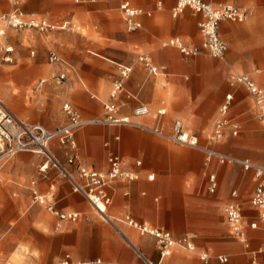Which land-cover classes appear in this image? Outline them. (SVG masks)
<instances>
[{
	"label": "crops",
	"instance_id": "obj_1",
	"mask_svg": "<svg viewBox=\"0 0 264 264\" xmlns=\"http://www.w3.org/2000/svg\"><path fill=\"white\" fill-rule=\"evenodd\" d=\"M203 1L232 4L248 11L244 23L225 21L220 24V37L228 46L225 58L204 54L185 56L176 48L164 47V42L180 38L187 46L200 48L203 42L199 28L203 20L201 14L186 8L174 15L177 0H132L133 6L142 12L138 18L141 29L129 33L123 20L118 19L115 27L118 32L111 39L108 33L112 28L102 25L99 34H104V40L83 43L82 64L88 66L83 73L116 80L123 69H131L130 79L119 98V116L166 134L172 132L175 121L182 120L185 129L198 136L201 146L264 166V125L257 117L246 88L230 80L233 74L245 75L264 88V0ZM10 7L9 0L0 3V9ZM98 9L107 17L117 15L118 0H107ZM23 11L27 16L40 15V10L30 1L24 3ZM0 13L4 12L0 10ZM13 42L19 47L23 60H27L25 53L29 47H36L43 55L52 45L50 41H34L25 35L13 36ZM65 44L75 47L72 42ZM32 52L36 55L35 50ZM87 52L99 55L94 57ZM142 55L150 57L162 72L157 76L149 74L138 61ZM12 56L15 60V53ZM43 61L40 56L29 69L19 70L17 78L11 76L7 68H2L0 96L3 95L2 99L15 115L21 112L32 121L30 124L55 131L68 122L63 111L67 101H80L81 111L71 102L67 103L84 119L104 109L110 99V94L107 97L110 80L97 83L98 95H73L50 80L55 72L70 75L72 66L68 64L69 68L60 70L62 65L51 66ZM26 71L32 74H23ZM46 76L48 81L43 78ZM40 80L47 83L38 91ZM227 95L234 98L229 114L239 123L241 131L238 136L228 132L224 140L213 141L210 136ZM138 105L148 107L150 112L146 117H134ZM162 110L166 112L164 115L159 114ZM75 140L77 150L54 141L51 152L65 164L74 153L78 155V163L68 165L76 178L79 177L78 166L92 172L108 171L107 161L112 154L121 156L123 171L136 177L134 180L119 178L108 189L113 199L109 208L111 216L129 215L142 225L169 231L175 238L198 234L196 251L176 249L161 261L162 264H252L226 220L224 209L233 201L243 207L244 220L250 222V229L243 223L246 235L264 245V230L251 228L259 216L251 204L256 188L252 172H245L236 164H220L217 159L208 163L201 150L171 148L159 137L128 126H87L76 132ZM43 162L42 156L31 152L0 162V211L5 204H10L7 210L21 214L19 222L31 223L34 230V236H0V264H56L67 254L75 262L102 260L105 264H142L136 249L152 261L160 262L153 238L141 236L126 225H119V232L101 221L88 200L75 193L70 182L56 170L49 168L46 173L40 172ZM211 175L217 176L218 188L214 193L209 191ZM34 191L52 195L56 209L78 213V221L61 222L44 206L34 204ZM233 191L239 194L236 200L231 197ZM26 206L28 211H25ZM0 223L8 225L11 220L2 216ZM259 247L262 246L253 248ZM202 254L209 256L208 262L203 260ZM220 256L228 258V262L220 263ZM16 257L20 263L15 262ZM260 263L264 264V255Z\"/></svg>",
	"mask_w": 264,
	"mask_h": 264
},
{
	"label": "built area",
	"instance_id": "obj_2",
	"mask_svg": "<svg viewBox=\"0 0 264 264\" xmlns=\"http://www.w3.org/2000/svg\"><path fill=\"white\" fill-rule=\"evenodd\" d=\"M99 1V0H94ZM178 5L175 8L174 15L186 8H190L201 14L203 20L200 22V33L203 37L202 46L190 47L187 46L180 38H172L165 42L164 47H173L180 50L185 56H195L207 54L212 58L223 59L228 50L227 44L221 39L219 27L222 22L229 21L233 23H244L248 19V11L244 8L237 7L232 4H209L203 0H177ZM120 10L127 23L128 32L134 33L141 29L142 24L138 21L142 12L136 9L132 0H121ZM23 14L16 9L13 13H0V22L7 27L14 29L32 28L40 32H48L55 27L48 24L46 21L29 20L25 21L22 18ZM66 25L59 27L65 30ZM14 48L6 46L3 48L2 61L6 64H11L14 61L12 54ZM35 56V52L31 53ZM138 61L144 65L145 69L151 75H159L162 70L158 68L153 60L145 55L138 58ZM49 63L55 66L64 64V61L56 52H50ZM131 76V69H123L119 77L115 80L113 89L110 92V99L104 104L105 117L99 119L85 120L80 112L71 104L66 103L63 111L68 118V122L55 131H49L41 125L30 124L15 115L9 106L0 96V162L14 158L20 153L31 152L44 158L43 165L40 167V172L46 173L49 168L58 172V174L68 180L75 193L84 196L94 212L105 222L111 224L119 232V225H126L139 232L141 236L153 238L160 252V262H154L147 258L142 252L136 249L137 255L143 264H162L161 261L169 256L176 249L194 252L197 249L196 241L198 234L188 233L181 238H175L173 234L164 229L155 228L147 225H142L136 222L131 216L113 217L109 214V208L113 204V199L110 196L108 189L119 178H127L134 180L136 177L130 173H126L122 168V158L117 154H112L108 158V171L92 172L88 169L78 166L79 177L76 178L68 169V165H76L78 163V155L74 153L67 161V164L61 162L52 152L51 144L54 141H59L61 144H69L75 151L77 143L75 140L76 132L90 125H99L106 127L128 126L134 129L155 135L161 139L168 140L175 144L186 146L192 149L203 151L207 156V162L210 163L213 159H217L220 164H236L242 167L245 172H252L256 180V188L251 200L252 206L258 210V221L264 223V166L255 164L250 160L239 159L230 155L208 149L200 145L198 136L192 134L185 129L181 121H176L173 126V134L167 135L157 128H151L136 120L127 117L119 116L120 104L119 98L127 82ZM55 78L59 83H65L68 78L67 72H59ZM230 80L240 86L246 88L252 97L254 107L257 111L259 121L264 125V88L258 86L252 79L245 75L233 74ZM46 80H40L36 89L42 90ZM233 96L227 95L223 104L219 108V118L214 124L212 133L213 141H222L230 132L232 136H238L240 133V125L233 121L229 113L233 103ZM149 109L145 105H138L134 109V117L142 118L149 114ZM160 115H164V111H159ZM138 165L141 163L138 162ZM153 180V177H149ZM209 191L214 193L218 188L217 176L211 175L209 178ZM233 200L239 197L237 191L231 194ZM34 204L46 207V209L59 218L61 222H77L80 215L72 212H60L56 209V204L53 196L41 195L34 191L32 194ZM225 216L235 238L243 244L246 252L249 254L252 264H261L260 258L264 255V247L253 248L243 228L244 212L243 207L233 201L226 205ZM258 221L251 224L252 229H258ZM205 262H208L209 256L202 254ZM220 263H227L228 258L218 257ZM56 264H105L102 260L89 262H75L71 255L67 254Z\"/></svg>",
	"mask_w": 264,
	"mask_h": 264
},
{
	"label": "rangeland",
	"instance_id": "obj_3",
	"mask_svg": "<svg viewBox=\"0 0 264 264\" xmlns=\"http://www.w3.org/2000/svg\"><path fill=\"white\" fill-rule=\"evenodd\" d=\"M28 1L32 2V4L36 7L38 11L40 10L39 16L25 15L23 11V5L25 2H28ZM106 1L107 0H99V1H94V0H9V4L11 7L8 10L0 9L4 12L3 14H10V13H13L16 9H18L19 12L23 14L22 18L25 21H29L32 19L38 22L46 21L51 26L53 27L56 26V27L52 30H49L48 32H40L37 29H32L28 27L17 30L11 27H7L4 23L0 22V30H5L6 32V35L4 37H0V81L4 76L2 72L3 67L7 68L10 71L11 76H13L14 78H17L19 70H22V69L24 70L25 68L29 69L31 67V63L38 60L40 56L43 57L44 59L43 62L50 64L49 63V54H50L49 52L53 50L59 54V56L62 58L63 61H65L64 64L61 66L60 70H64V68L65 69L69 68V65H71L73 68V70H71V74L68 75L67 81L65 83L58 82V80L55 78L58 72H55L52 78L50 79L53 83H55L58 86L67 88L68 91L73 95H77L79 93H87L90 97H92V95L93 96L98 95L97 93L98 90L96 87L98 82L101 83V82H104L103 80H105L109 83V80H110V83H109L110 87L107 93L108 94L107 97H109V94L113 89L115 79H108L104 77L98 78L97 75H94V76L86 75L83 73V71L88 66L86 64H82L83 43L87 40L92 42V41H98V40L105 39L104 34H99V31L102 25H108V27L112 28L108 33L111 39L114 38L113 37L114 33L118 32V29L115 28L116 20L118 19L123 20L125 24V29L128 32L127 23L120 10L121 0H118L117 15H110L108 17L105 16L104 11L98 9L99 6L105 4ZM1 2L2 0H0V3ZM67 22L68 24H66ZM63 25H66L67 28L65 30L59 29V27ZM17 35H25L26 37L34 41L37 39H44L46 41L52 42V45L43 55H41V51L38 50L36 47H29L25 53L27 60H23L21 59L19 55V52H20L19 47L13 42V36H17ZM66 41L72 42L75 47L66 45L65 44ZM6 46H13L15 49V52H14L15 60L11 64H6L1 60L3 48ZM32 50L36 51L35 57H31L30 52ZM87 53L88 55L94 56V57H97L99 55L97 52L96 54H93L92 52H87ZM203 54L207 55L205 53ZM50 65L55 66L52 64ZM28 72L29 71H26L23 74H26ZM31 74L32 72L28 73V75H31ZM43 78H47V81H48L47 76ZM107 97L103 99L104 102H106V100L108 99ZM67 102H71L81 111L80 101H67ZM16 114L19 117H21L23 120L27 121V123H32V121H29L27 117L23 115V113L17 112ZM104 117H105V110L102 109L96 115L86 117L87 119L85 120L99 119V118H104ZM177 121H181L183 123L182 120H177ZM90 126H99V125H90ZM240 131H241V128H240ZM169 132L170 133H168L167 135H172L173 128H172V132L171 131ZM147 134H150V133H147ZM150 135L153 136L154 138H158L155 135H152V134ZM210 139H212V135L210 136ZM161 140H163L171 148H189L186 146L175 144L168 140H164V139H161ZM251 179L252 178H250V180ZM254 188H255V184H254ZM251 196H252V193L250 194V199H251ZM9 205L10 204L8 203L5 204L4 210L2 209L0 211V221H1L2 216H6L7 218H10L11 220V223L8 225H3L2 223H0V231H1L0 236H34L33 225L31 223L23 224L22 222H19L20 217L22 215L14 211L7 210V207ZM245 207L247 208L246 205ZM44 208L46 209V207ZM25 211H28V206H26ZM96 217L99 218L101 221H103L97 214H96ZM243 223L246 228L250 229L248 227L250 223L249 221L245 219L243 220ZM259 228L264 230V223L258 221V229ZM248 238L251 243V246L264 247V245H262L263 243L261 241H257L254 237L249 236ZM243 248L245 247L243 246ZM26 249L28 248L26 247ZM244 251H246V249ZM15 262L20 263L21 260L18 257H16Z\"/></svg>",
	"mask_w": 264,
	"mask_h": 264
},
{
	"label": "bare ground",
	"instance_id": "obj_4",
	"mask_svg": "<svg viewBox=\"0 0 264 264\" xmlns=\"http://www.w3.org/2000/svg\"><path fill=\"white\" fill-rule=\"evenodd\" d=\"M6 35V32H5V30H0V37H4ZM0 94H2L1 92H0ZM1 96H3V95H1ZM8 103V102H7ZM20 103H22V102H20ZM10 106V105H9ZM11 107V106H10ZM162 111H164L165 112V110H162ZM166 113V112H165Z\"/></svg>",
	"mask_w": 264,
	"mask_h": 264
}]
</instances>
